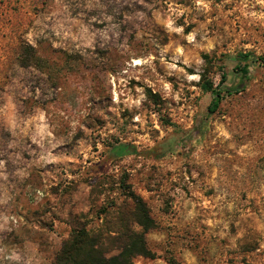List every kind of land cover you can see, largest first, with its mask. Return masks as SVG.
Returning <instances> with one entry per match:
<instances>
[{
  "label": "rangeland",
  "instance_id": "374dc122",
  "mask_svg": "<svg viewBox=\"0 0 264 264\" xmlns=\"http://www.w3.org/2000/svg\"><path fill=\"white\" fill-rule=\"evenodd\" d=\"M123 179L133 264H264V0H0V264L139 231Z\"/></svg>",
  "mask_w": 264,
  "mask_h": 264
},
{
  "label": "trees",
  "instance_id": "16d2710c",
  "mask_svg": "<svg viewBox=\"0 0 264 264\" xmlns=\"http://www.w3.org/2000/svg\"><path fill=\"white\" fill-rule=\"evenodd\" d=\"M206 59V56H204ZM238 74L241 76V70ZM224 76L221 82L214 87L206 78H203V90L212 95L208 108L213 113L219 107L225 96L236 91L241 83L234 86L224 85ZM124 196L132 204L131 221L139 228L133 230L125 224L113 231L109 236L101 231L90 232L85 227L72 230L69 238L64 241L55 255L52 264H133L136 258L154 259L155 254L147 245L146 235L155 227L145 202L136 195L123 179L121 182ZM111 247V248H109ZM116 252L115 254H110Z\"/></svg>",
  "mask_w": 264,
  "mask_h": 264
}]
</instances>
